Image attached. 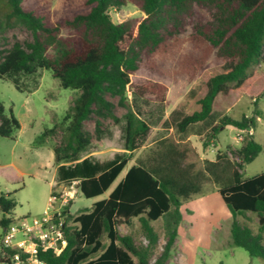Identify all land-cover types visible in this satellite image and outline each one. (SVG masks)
<instances>
[{"label": "trees", "instance_id": "16d2710c", "mask_svg": "<svg viewBox=\"0 0 264 264\" xmlns=\"http://www.w3.org/2000/svg\"><path fill=\"white\" fill-rule=\"evenodd\" d=\"M127 4L143 17L113 22L108 11ZM63 8L52 20L38 0H0V36L16 26L31 33L30 42L23 46L16 41L0 54V78L42 68L62 88L78 92L61 120L45 127L34 144L61 132L60 141L52 147L57 177L76 180L85 199L109 189L150 131L149 122L132 103L146 94L163 102L170 83L178 77L197 78L199 83L185 94L180 110L170 114L177 136L158 140L143 159L126 169L106 199L93 202L73 219L74 225L68 223L71 215H67L65 246L58 254L38 251V259L44 264H166L182 218L180 207L200 192L206 174L220 184L218 193L231 214V243L250 257L264 260V172L242 178L229 166L222 179L218 163L223 156L203 160L186 140L192 126L206 134L203 148L225 127L254 128L258 110L239 119L227 112L242 96L252 98L256 106L264 94V75L248 72L264 52V0H78ZM198 11L209 17L195 20L192 31L181 36ZM141 71L150 80L133 85L131 77ZM107 96L116 97L125 109V152L102 163L81 159L93 135L100 137L101 120L118 121ZM91 116L95 117L93 134L84 129ZM19 128L11 108L6 111L0 102V137L14 139ZM261 150L252 135L246 136L239 149V166L250 163ZM14 207L11 193H0L2 229L14 222ZM248 212L257 218L256 232L237 219ZM135 218L144 244L118 232V226ZM159 219L161 235L150 224ZM161 237L164 243L159 246Z\"/></svg>", "mask_w": 264, "mask_h": 264}, {"label": "rangeland", "instance_id": "374dc122", "mask_svg": "<svg viewBox=\"0 0 264 264\" xmlns=\"http://www.w3.org/2000/svg\"><path fill=\"white\" fill-rule=\"evenodd\" d=\"M77 1L38 0V3L41 10L49 11L50 19L53 20L65 3L75 4ZM108 15L116 23L143 17V14L132 4L121 8H112L108 11ZM207 17H209L208 13L198 11L195 17L186 23L181 36H186L192 31L195 20L199 18L204 20ZM16 41L24 46L25 43L31 41V33L23 26H16L4 32L0 36V54L9 49ZM252 70L264 75V52H262V58L253 63L248 72ZM131 80L133 85L144 84L150 80V75L144 71L137 72L131 77ZM198 83L197 78L189 81L185 77H178L170 83L163 102L157 101L154 95L146 94L132 103L134 109L140 110L143 118L150 124L148 135L142 140L139 150L136 151L137 159L146 156L155 146L154 128L164 126L166 133L171 128L170 135L177 136L171 123L170 114L175 110H180L185 94L189 90L197 88ZM77 93L75 90L62 88L51 72L42 68L31 74L11 72L4 78H0V102L6 111L11 108L21 125V130L15 133L14 139L0 137V163H13L31 174L16 178L12 167L7 166L0 169V193H11L15 201V207L12 210L13 218L34 216L44 210L47 198L52 192L48 185L51 169L46 165L49 151L47 147H44L37 155L29 151L27 146L30 143L37 146L34 144L36 137L45 127H51L61 120ZM128 97L130 98V95ZM107 99L114 104L113 111L118 121L102 119L99 136L107 140L100 142V137L96 138L93 135L89 147L80 155V158L86 154L94 153L98 154L99 160H104L112 154V151L107 150L108 148L114 150L123 148L124 122L122 115L125 109L118 105L116 97L107 96ZM252 101L253 99L249 96H242L227 112L228 116L239 119L243 114L250 116L254 114V110H258V117L253 130L251 129V134L239 133L235 128L225 127L204 148L202 142L206 134L201 131L200 127H190L186 135L202 136L198 140L192 137L191 141L202 155L203 160L208 161L206 158L215 159L216 154L223 156L218 163L222 179L229 166H233L242 173V178L264 172V94L258 98L256 106ZM94 120L95 117L91 116L84 122V129L91 134L94 133ZM239 134L242 136V140L237 139ZM248 134L252 135V138L262 146V150L250 163L241 168L239 166L242 163L239 149ZM60 137L61 132L57 131L47 139L53 147L60 141ZM143 146H148V149ZM32 162L34 164H31ZM43 165H46V169ZM32 173L43 174L45 177H35L32 176ZM62 186L67 187L68 184L63 183ZM219 186L220 184L214 183L205 174L201 181L200 192L183 202L181 206L182 218L177 227V236L168 264H264V260L250 257L244 249L231 243L229 230L232 217L218 193ZM74 187L76 188V185ZM92 203L93 199H85L78 189L75 190L68 203L69 215H71L68 223L74 225L73 219L89 210ZM237 219L256 232L257 218L254 214L248 212L244 217L238 216ZM150 224L161 235V219ZM118 232L122 235H131L136 244L145 243L136 218L132 219L129 224L118 226ZM1 235L2 228L0 227V244ZM102 241L107 243L105 238ZM163 243L161 237L159 246Z\"/></svg>", "mask_w": 264, "mask_h": 264}, {"label": "built area", "instance_id": "2783aa9c", "mask_svg": "<svg viewBox=\"0 0 264 264\" xmlns=\"http://www.w3.org/2000/svg\"><path fill=\"white\" fill-rule=\"evenodd\" d=\"M239 133L251 134V129H236ZM248 134V135H249ZM242 140V136H237ZM67 187L52 192L47 198L44 210L34 216L14 218L7 228L2 229L0 263L44 264L37 257L38 251L48 250L58 254L65 246L63 227L69 215V200L77 188L76 180H68Z\"/></svg>", "mask_w": 264, "mask_h": 264}, {"label": "crops", "instance_id": "0c3cea01", "mask_svg": "<svg viewBox=\"0 0 264 264\" xmlns=\"http://www.w3.org/2000/svg\"><path fill=\"white\" fill-rule=\"evenodd\" d=\"M155 130V132H154V136H156L155 137V141L157 142L158 140H160V139H162V138H164L165 136H168V135H170V131H171V128H169L168 130H169V132H164L165 131V129L166 128H164V126H158V127H156V128H154ZM21 130V125H20V128H19V130H17V131H20ZM253 130V129H252ZM16 131V132H17ZM18 137V136H17ZM192 137H194V138H196L197 140L199 139V138H201L202 136H187L186 137V140L187 141H189L190 143H191V145L194 147V149L196 150V152L199 154V156H200V158L201 159H203V157H202V155L198 152V150H197V148L195 147V145L192 143V141H191V138ZM217 137V136H216ZM14 138H15V134H14ZM105 140H107L106 138H103V137H100V142H104ZM154 141V142H155ZM106 143H108V142H106ZM151 145V144H150ZM28 149H29V151H32V153H35V154H39L40 153V151L42 150V148H44V147H47V150L49 151V155H48V157H47V163H46V165H47V167L48 168H50L51 169V174H50V176H49V181H48V185H49V188H50V192L52 191V192H56V191H59L60 190V188H61V186H62V184L63 183H65L66 181H60L59 179H58V177H57V165H55V163H54V155H53V150H52V146L49 144V140L48 139H46L45 140V142H43L42 144H40V145H37V146H33V145H31V143H30V145L28 144ZM143 147H145L146 149H148V146H143ZM108 151H112L111 153V156L110 157H108L107 159H104V160H99L98 159V154H94V153H89V154H86V155H84L83 157H81V159L82 158H85V157H89V158H92L93 160H95V161H97V162H99V163H102V162H105V161H108V160H111L112 158H113V156H114V154H116V153H122V152H125L124 151V149L122 148V149H116V150H114V149H112V148H108L107 149ZM137 150H139V149H137ZM136 150V151H137ZM136 151H134L132 154H131V159L128 161V163H127V167L120 173V175L116 178V180L111 184V186L109 187V189L105 192V193H103L102 195H100V196H97V197H94V198H91V199H93V202H95V201H98V200H101V199H106L107 197H108V194H109V192L113 189V187L120 181V180H122V178L124 177V174H125V172H126V169L128 168V167H130V166H132V165H134V164H136L140 159H143L145 156H143V157H141L140 159H137V155H136ZM51 152H52V154H51ZM206 159H208V161H215V159H213V158H206ZM31 164H34V162H32ZM46 165L44 166L43 165V167L46 169ZM7 166H9V167H12V169L14 170V173H15V175H16V178H21L22 176H24V175H26V174H30L29 173V171H27L26 169H22V168H20V167H18V166H16L15 164H13V163H0V169H3V168H6ZM31 175V174H30ZM32 176H35V177H40V178H44L45 177V175H41V174H39V173H32ZM76 188H77V186H76ZM51 192V193H52ZM100 197V198H99ZM182 205H183V203H182ZM181 205V206H182ZM180 211H181V207H180ZM40 214V213H39ZM38 215V214H37ZM15 218V217H14ZM176 240V239H175ZM167 264H168V261H167Z\"/></svg>", "mask_w": 264, "mask_h": 264}, {"label": "water", "instance_id": "95a60500", "mask_svg": "<svg viewBox=\"0 0 264 264\" xmlns=\"http://www.w3.org/2000/svg\"><path fill=\"white\" fill-rule=\"evenodd\" d=\"M0 264H7V263H0Z\"/></svg>", "mask_w": 264, "mask_h": 264}]
</instances>
